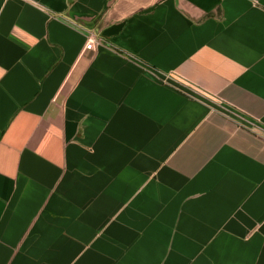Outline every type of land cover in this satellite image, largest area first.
Listing matches in <instances>:
<instances>
[{"label": "crops", "instance_id": "obj_1", "mask_svg": "<svg viewBox=\"0 0 264 264\" xmlns=\"http://www.w3.org/2000/svg\"><path fill=\"white\" fill-rule=\"evenodd\" d=\"M0 264H264V0H0Z\"/></svg>", "mask_w": 264, "mask_h": 264}, {"label": "built area", "instance_id": "obj_2", "mask_svg": "<svg viewBox=\"0 0 264 264\" xmlns=\"http://www.w3.org/2000/svg\"><path fill=\"white\" fill-rule=\"evenodd\" d=\"M92 48H93V44H92V42H88L87 44H86V50H92Z\"/></svg>", "mask_w": 264, "mask_h": 264}]
</instances>
